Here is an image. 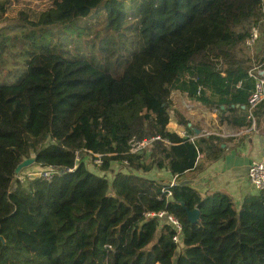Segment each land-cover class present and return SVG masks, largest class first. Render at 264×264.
Here are the masks:
<instances>
[{
  "label": "trees",
  "instance_id": "1",
  "mask_svg": "<svg viewBox=\"0 0 264 264\" xmlns=\"http://www.w3.org/2000/svg\"><path fill=\"white\" fill-rule=\"evenodd\" d=\"M15 1L0 0V264L10 237L50 264H173L179 249L177 264H264L263 192L237 210L226 192L203 195L142 175L157 168L179 177L223 151V137L195 135L181 111L189 136L168 129L174 92L218 109L221 119L231 113L237 127L264 116V99L250 109L253 63L239 55L263 0H138L132 22L123 0H63L76 19L101 5L107 12L84 51L67 46L69 32L53 43L48 17L32 25L20 11L10 23ZM128 30L139 43L115 55ZM155 135L162 139L149 155L129 153L132 137ZM89 152L102 154V172L89 168ZM32 154L57 172L16 178ZM115 162L123 166L115 170ZM195 208L191 223L187 209ZM160 210L182 221L179 243L167 221L146 216Z\"/></svg>",
  "mask_w": 264,
  "mask_h": 264
},
{
  "label": "crops",
  "instance_id": "2",
  "mask_svg": "<svg viewBox=\"0 0 264 264\" xmlns=\"http://www.w3.org/2000/svg\"><path fill=\"white\" fill-rule=\"evenodd\" d=\"M261 43L246 54L253 63V67H256L262 59ZM171 99L174 115L175 111H181L191 121L190 124L196 131L195 135L218 134L223 137V151L214 161L208 162L202 158L194 169L179 177L166 169L157 168L150 173L142 172V175L184 182L194 186L203 195L216 191L226 192L233 197L237 210L241 208L246 196L262 193L250 182L248 171L254 161L264 157V116L261 115L258 124L253 122L250 127H237L229 122L232 117L229 112L222 114L223 119H221L218 109L210 110L180 92H174ZM168 129L180 136H189L187 129L179 124L177 115L171 116ZM195 135L190 136L195 137Z\"/></svg>",
  "mask_w": 264,
  "mask_h": 264
},
{
  "label": "rangeland",
  "instance_id": "3",
  "mask_svg": "<svg viewBox=\"0 0 264 264\" xmlns=\"http://www.w3.org/2000/svg\"><path fill=\"white\" fill-rule=\"evenodd\" d=\"M123 1L125 2L127 13L130 16L128 17V19L131 18L130 20L132 22L136 14L138 0ZM20 11H23L28 15V20L32 25H40L47 17L52 21H56L52 25L46 26L49 28H54L53 31L49 32V37L51 41L55 43L59 37L63 38L65 33L69 32L72 34L73 38L68 39L69 42L67 46L73 49L76 44L77 46H79V48H81L82 51L87 49L84 45L85 38H87L88 36L93 37L97 30H102L107 13L101 5L93 9L91 14L87 17L76 19L77 13L72 7V5L63 0H20L18 2L15 1L11 9L9 10L7 19H11L10 23H15V19L18 18ZM74 18L75 21L69 23V20L71 21V19ZM57 26L70 27L66 31L57 28ZM123 26L125 27V24ZM77 29L82 33L85 32V34L78 35V33H76ZM115 37L117 40V36ZM122 38L123 43H119V41L116 42L117 51H115V55H118L122 52L127 53L139 43L138 37L135 35L134 31L128 30L126 36H123ZM260 47V53L262 55V50L264 49V41L260 44ZM122 49H124V51H121ZM246 54H249L248 51H246L244 48H241V50L239 51V55L246 56ZM173 110L174 109H172L171 107V116L176 115V113L174 115ZM31 156H35V154H32ZM86 162L89 168L98 172H102L99 170V167L92 161L90 156L86 158ZM122 166L123 165L119 162L114 163L115 170H118V168H121ZM43 169L44 168L40 164L34 163L30 166L23 168L19 173H17L16 178H20L26 183L30 174H33L34 172H40ZM6 244L9 247L10 253L8 255L7 260L3 264H50V259L48 257L38 256L36 253L28 251L20 243H18L15 239H12L11 237L6 239ZM180 252V249L176 251L175 256L173 258V264H177V259Z\"/></svg>",
  "mask_w": 264,
  "mask_h": 264
},
{
  "label": "built area",
  "instance_id": "4",
  "mask_svg": "<svg viewBox=\"0 0 264 264\" xmlns=\"http://www.w3.org/2000/svg\"><path fill=\"white\" fill-rule=\"evenodd\" d=\"M262 19L259 23L253 24L250 28V32L246 40L244 41L243 48L249 53L254 50L255 46L264 41V5L262 8ZM263 72V74H262ZM249 74L256 79L255 91L250 96V109L257 106L264 99V59L256 67L249 70ZM255 122V121H254ZM162 139L160 135L148 136L144 138L132 137L129 144V153L138 155H149L150 148L156 140ZM167 141V140H166ZM168 142V141H167ZM90 153V158L97 166H102L103 158L102 154ZM124 165H128L127 159L123 160ZM44 169L40 172H34L30 174L29 179L35 178H50L54 173L57 172V168L54 167H43ZM248 177L252 184H254L259 190L264 192V157L259 161H254L248 171ZM178 181H171V185L177 184ZM172 191H168L167 196H171ZM147 217H156L159 220L167 221L176 231L173 239L176 243H179L181 234L183 232V223L174 213L168 212L167 210H160L158 212H148Z\"/></svg>",
  "mask_w": 264,
  "mask_h": 264
},
{
  "label": "water",
  "instance_id": "5",
  "mask_svg": "<svg viewBox=\"0 0 264 264\" xmlns=\"http://www.w3.org/2000/svg\"><path fill=\"white\" fill-rule=\"evenodd\" d=\"M263 4H264V0H263ZM262 74H263V72H262ZM34 163H36V156H30V157L26 158L17 166L16 173H19L23 168L30 166ZM58 169H59L60 173L64 172V168L62 166H60ZM187 216H188V219L191 223H196L199 219L200 211L198 208H195L193 210L187 209Z\"/></svg>",
  "mask_w": 264,
  "mask_h": 264
}]
</instances>
